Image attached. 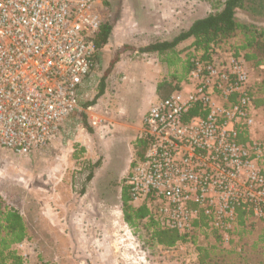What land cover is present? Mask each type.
I'll list each match as a JSON object with an SVG mask.
<instances>
[{"label": "built area", "instance_id": "2783aa9c", "mask_svg": "<svg viewBox=\"0 0 264 264\" xmlns=\"http://www.w3.org/2000/svg\"><path fill=\"white\" fill-rule=\"evenodd\" d=\"M98 1L0 0V149L26 155L44 147L74 111L92 127L104 123L92 98L80 104L91 89ZM189 62L142 118L146 147L126 176L127 195L179 234L204 216L227 245L239 207L264 226V136L250 95L253 69L219 51ZM12 249L33 264L28 238Z\"/></svg>", "mask_w": 264, "mask_h": 264}, {"label": "rangeland", "instance_id": "374dc122", "mask_svg": "<svg viewBox=\"0 0 264 264\" xmlns=\"http://www.w3.org/2000/svg\"><path fill=\"white\" fill-rule=\"evenodd\" d=\"M212 1H98L101 23L110 24L112 31L107 44L97 52L96 68L89 75L91 89L80 104L84 106L93 92L97 94L103 79L94 111L103 116L104 123L89 126L84 113L74 111L44 147L26 155L0 149V202L20 213L26 238L33 245V264L40 260L55 264H198L197 245L213 242L209 233L197 231L194 238L168 248L157 244L145 225H127L122 190L131 164L141 156L143 140L140 130L135 144L119 131L109 138L116 107L124 110L125 121L135 123L154 97L170 93L181 75L180 61L191 50V39L176 46L177 54L169 56L171 65L158 69L156 84V70L145 65L149 58L141 49L152 42L171 40L211 12ZM249 1L250 8L236 9L237 20L264 26V0L261 11L257 0ZM150 2L158 4L154 15L146 13ZM237 44L238 38H233L222 48L225 51L219 52L229 53L227 50ZM166 58L162 61L167 62ZM261 66L252 68V85L261 78ZM257 110L264 136V106ZM88 169L91 178L80 187L79 174L86 175ZM255 225L252 232L241 234L246 247L259 228Z\"/></svg>", "mask_w": 264, "mask_h": 264}, {"label": "trees", "instance_id": "16d2710c", "mask_svg": "<svg viewBox=\"0 0 264 264\" xmlns=\"http://www.w3.org/2000/svg\"><path fill=\"white\" fill-rule=\"evenodd\" d=\"M257 1L260 9L263 0ZM249 2V0H213L211 2L212 11L207 15L195 19L187 29L179 32L171 40L152 42L143 47L141 51L143 53L157 52L163 54V56H167V64L171 65L172 60L169 56L177 54L176 46L191 39V50L180 61L181 75L175 80L178 82L190 70V57L194 56L206 61L213 52L225 51L222 48L230 43L233 38H238V44L233 46L232 50L227 51L235 57L244 59L250 68H259L264 65V26H257L254 22L244 23L236 18V9L243 8L246 5L249 6ZM250 5L253 4L250 3ZM111 31L110 24L103 22L93 39L95 47L93 56L95 65L93 69L97 65V52L107 44ZM177 61H179L178 57ZM260 74L259 82L250 87V95L254 106L257 108L264 106V68L260 70ZM102 81L103 79L97 94L90 102L91 104L96 102L98 94L102 91ZM195 113V110L190 111L191 115ZM83 116L87 122L84 114ZM145 147L146 144L143 142L141 155ZM89 169L85 175V181L91 178V170ZM122 203L125 223L131 227L145 225V230H148L150 237L163 247L169 248L177 242L185 241L188 237L194 238L197 231L209 233L213 242L207 243L205 246L197 245L198 264H264V226L253 217L250 208L247 206L239 207L236 210L231 240L229 244L224 246L221 235L208 225L207 218L204 216L199 217L189 233L179 234L174 230L163 228L159 220L150 215V211L145 204L136 205L131 203L127 195L126 185L122 190ZM254 225H259V228L255 232L251 244L246 247L241 237L243 232H252ZM24 238H26V227L20 213L0 202V264H23L20 256L12 249V245ZM237 248H239V251H236ZM40 264L55 263L40 260Z\"/></svg>", "mask_w": 264, "mask_h": 264}, {"label": "crops", "instance_id": "0c3cea01", "mask_svg": "<svg viewBox=\"0 0 264 264\" xmlns=\"http://www.w3.org/2000/svg\"><path fill=\"white\" fill-rule=\"evenodd\" d=\"M97 5L98 4H96V9H97V11L98 10H100V13H101V9L99 8V7H97ZM157 6H158V4H157V2H150V5L146 8V10H147V14H149V15H154V13H153V10L155 9L156 10V8H157ZM150 9H152V10H150ZM159 9H157V11H158ZM99 13V12H98ZM101 15V14H100ZM135 24V23H134ZM191 49V48H190ZM146 56V58L148 59L146 62H145V59H144V62H145V65L146 64H148V65H151V66H153L154 68H155V70H156V74L154 75V77H153V80H154V83L156 84L157 83V78H158V69H160V68H162L163 67V65H168L167 64V62H165V61H162V59H163V54H158L157 52H150V53H144ZM164 54H166V53H164ZM180 57H181V55H179ZM155 58H158V61L155 59ZM118 65H119V63H117V65L115 66V67H118ZM95 68H96V66H95ZM155 91V90H154ZM94 95H95V92H93V97H92V100H91V102L93 101V98H94ZM156 96V95H155ZM154 99H157L156 97H154ZM154 99H153V101H154ZM82 100V99H81ZM89 102V101H88ZM147 111V110H146ZM146 111H144L143 112V114L141 115V117L139 118V120L138 121H136L135 123H132V122H127V121H125V119H123V113H124V110H121V109H117V107H116V110L114 111V113H113V120H114V122H113V124H112V128H111V130H110V136H109V138L111 137V135L112 134H114L115 132H117V131H119V133L120 132H122V133H125V134H128V138H129V140H133V143L135 144V142L138 140L137 139V133L139 132V130H140V128H141V122H142V118H143V116H144V114H145V112ZM88 123V122H87ZM89 125V124H88ZM138 125V126H137ZM90 126V125H89ZM108 130H106V132H107ZM108 138V139H109ZM104 141H106V140H104ZM104 141H101V144H102V142H104ZM127 169V168H126ZM126 169H125V171H126ZM124 171V172H125ZM83 172V171H82ZM123 172V173H124ZM122 173V174H123ZM85 173H80L79 174V177H78V185L80 186V187H82V186H84L85 185V183L87 182V181H85Z\"/></svg>", "mask_w": 264, "mask_h": 264}]
</instances>
